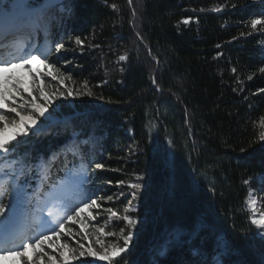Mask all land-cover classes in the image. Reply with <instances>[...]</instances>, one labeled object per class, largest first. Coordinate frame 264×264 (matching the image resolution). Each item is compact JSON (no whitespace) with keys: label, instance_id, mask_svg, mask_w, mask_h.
Returning <instances> with one entry per match:
<instances>
[{"label":"trees","instance_id":"1","mask_svg":"<svg viewBox=\"0 0 264 264\" xmlns=\"http://www.w3.org/2000/svg\"><path fill=\"white\" fill-rule=\"evenodd\" d=\"M46 1L36 14L45 55L19 85L6 84L0 127L13 134L12 107L29 121L35 131L14 152L33 164L66 142L70 150L47 173L16 165L30 195L17 212L26 229L0 252L30 245L16 264H264L250 205L256 194L264 207V23L251 25L264 21V0H63L67 11ZM33 99L44 116L27 106ZM68 177L83 180L89 200L71 220L50 196ZM12 195L9 182L0 203ZM125 215L137 223L113 257ZM44 218L57 233L34 243Z\"/></svg>","mask_w":264,"mask_h":264},{"label":"snow or ice","instance_id":"2","mask_svg":"<svg viewBox=\"0 0 264 264\" xmlns=\"http://www.w3.org/2000/svg\"><path fill=\"white\" fill-rule=\"evenodd\" d=\"M4 4V0H0V5ZM17 5H22L25 9L28 10V17L31 19L33 16H36V13L38 11V5L39 0H13V11L15 10ZM51 6L56 7H62L65 11L68 10L69 6L63 3V0H52ZM42 7V6H40ZM2 11V9H0ZM258 15H264V12L258 13ZM36 22L39 24L40 20L39 17L36 16ZM188 20H185L184 23H188ZM264 23V21L259 19H253L251 21L252 28H256L258 24ZM6 35H16L15 33H7ZM77 43L83 44V41L77 40ZM56 53L59 55L62 53V50L64 49L63 43H56L55 44ZM36 52L40 55L44 56L45 54L40 52L39 46L32 48L31 51L28 50V43L26 42L24 47L20 50V55H15L13 53L8 59L3 58L0 56V122L6 121V113L2 110L6 106V97L5 92H9L10 90L6 87V83L11 82L12 78L10 76H5L4 74L8 72L9 68L17 67L18 65L23 64H30L33 60L37 59L36 55H33L32 53ZM45 56V60H46ZM119 59L121 61L125 60V56H120ZM58 71V70H57ZM236 70L233 69V72ZM260 71L264 73V68H261ZM49 75H52L49 73ZM59 79V76L55 77ZM70 79V77H67ZM61 83H63V80L61 79ZM156 81L153 80V84H155ZM15 84L19 85L20 80L16 79ZM17 91H19V88L17 87ZM24 91H27V89H24ZM264 92V89L261 90ZM41 94H43V90L41 89ZM91 95V93H88ZM63 95V93H62ZM67 95L72 96H80L83 95L81 92H73L71 90L68 91ZM27 106L30 107L33 111H35L39 116L45 115V106L37 104L35 100H28ZM25 111H27V107L24 108ZM10 114H15V116H18L19 119L13 118L10 123L13 128V134L11 137L6 138L4 135L5 128L7 127V123L4 125V127H0V161H6L7 167L4 166L3 163H0V200L3 198V192L7 190V186L9 182L14 180L15 178V167L17 164L22 165L24 168H27L28 171H31L33 167H35L38 171L42 173H47L50 171L52 165L59 160L60 156L62 154L66 155L67 152L70 150V144L66 142L65 144L61 145L59 150L52 151L51 154L45 159L43 155H38L35 157V163L33 164L27 159L24 158H17L16 153L14 152V148L16 144L20 143L21 141L17 140L16 138L19 137H26L29 133V131H35V129H30L28 125V120L25 119L24 116L20 115V113L17 111L16 107H12L10 109ZM29 120L32 125H36V119L32 116L31 112H29ZM261 123H264V119H262ZM260 140L264 141V133L260 135ZM264 147V145H261ZM75 155V152L72 153ZM104 165L102 164H96L97 169H102ZM111 183V182H109ZM118 184H122V181H118ZM245 183H248V181H245ZM131 187L133 189H136L139 187L137 184H132ZM22 192V189H19L16 191L15 195L19 196ZM133 197L136 196V193H132ZM107 199L111 200L112 197H107ZM254 205L255 201L250 202ZM91 204H96L95 200L91 201ZM89 205H85L84 207H88ZM14 204L12 201L9 202L8 205H5L4 203H0V216L6 215V209L7 212L13 211ZM64 207L67 209V211L71 212L72 215H68L67 219L71 220L75 216L79 214V212L83 211V208L74 207L70 203H66ZM99 207V205H97ZM115 214V213H114ZM123 220L127 222V227L129 228V231L127 235L124 236V245L123 247H119L116 245H113V251L112 256L117 257L120 253H124L128 247V242L132 238V232L131 229L136 226L137 221L133 219L131 216L125 215L123 217ZM251 224L255 225L258 230H264V215H261L260 218L253 217L251 219ZM60 228L64 227L63 222H60L58 225ZM51 232L57 233V228L53 227L50 229ZM123 231V230H122ZM261 236H264V231H260L259 233ZM179 235V233L177 234ZM48 239L47 236L43 235V233L40 234V238L36 240V243L42 244L44 240ZM30 245H21L22 248L26 250V248ZM22 258L24 257L25 253L24 251H19L17 253ZM105 260H110L111 257H109L107 254L104 256ZM83 264V262H82Z\"/></svg>","mask_w":264,"mask_h":264},{"label":"rangeland","instance_id":"3","mask_svg":"<svg viewBox=\"0 0 264 264\" xmlns=\"http://www.w3.org/2000/svg\"><path fill=\"white\" fill-rule=\"evenodd\" d=\"M52 0H47L46 3L44 4L45 7L51 6ZM6 9V10H4ZM4 13H0V22L6 25L5 22L9 21L11 24H15L16 22H22L20 26H25V21L23 22L22 19L26 18V22L28 20L29 23L33 24V19L35 16H33L31 19L28 17V10L25 9L22 5H17L15 10L13 11V2L11 3L10 7L7 5L5 8L2 9ZM38 12V11H37ZM28 27H13V30H10V33L16 34V36H20V38H26V39H33L35 32L32 28L27 29ZM15 36V35H14ZM15 40V39H14ZM10 41V47L14 49V52H6V54H13V53H20V50L22 49V46L17 45L16 41ZM36 45V44H35ZM34 45V42L30 45L29 51H31L32 48L36 47ZM40 52L44 53L45 49L39 48ZM33 55L37 56V59L33 60L30 64H23V65H18L17 67L9 68L8 72L5 73V76H10L12 80L19 79L23 77V75L26 72H32L35 67H38L40 62H42V55L39 53L33 52ZM2 55V54H1ZM9 55V56H11ZM7 84V83H6ZM8 84H10L8 82ZM4 135L6 138L11 137L12 134L10 132H4ZM4 166H8L7 163L4 164ZM20 174V171L15 168V178L12 180V188H13V195H12V202L14 204L13 211L8 212L9 215L7 216H0V241L5 240V242H9L12 240H18L17 235L19 234V231L22 229H25L26 225V219L27 216L24 214L23 217L18 218L17 217V212L20 208L21 203L25 200V202H29L30 195L26 192L25 187L20 185L17 182L16 176ZM83 180L74 178V177H68L65 179L62 183H60L57 187L51 191V204L53 205V208H59L57 214H61V216L66 217L69 214H72L71 212L67 211V209L64 207L66 203H70L74 207H79L83 208L84 210L79 212L80 214L85 213L87 210H89L88 207H84L85 205H89V200L87 199L86 196V190L84 189L83 186ZM19 189H22V192L20 193L19 196H16L15 193ZM255 201L254 205L250 203L251 208L253 210V217L255 218H260L261 215H264V207L260 204V201L257 197L256 194H252L250 198V202ZM35 207L38 208L39 210L41 209L39 204H35ZM55 219L57 220V215L55 216ZM50 229V222L46 220L45 218L41 220L40 224L36 228V232L33 234V240L34 243L36 240L40 237V234L46 233ZM264 231V230H261ZM264 237V236H262ZM7 242V243H8ZM21 245H24L23 243H20L19 249L17 252L14 253H9V254H2L0 252V264H16L18 262V259L21 258L17 253L19 251H24L25 255L29 254L28 249L26 250L22 247ZM103 259L98 258L94 261H92L90 264H100L102 263ZM89 263V262H87Z\"/></svg>","mask_w":264,"mask_h":264},{"label":"bare ground","instance_id":"4","mask_svg":"<svg viewBox=\"0 0 264 264\" xmlns=\"http://www.w3.org/2000/svg\"><path fill=\"white\" fill-rule=\"evenodd\" d=\"M12 48V47H11ZM0 56H2L3 58H5V59H8L10 56H9V54H6V53H2V55H0Z\"/></svg>","mask_w":264,"mask_h":264}]
</instances>
